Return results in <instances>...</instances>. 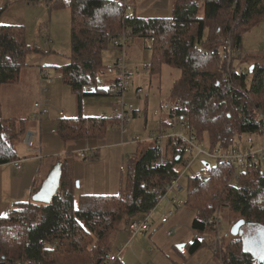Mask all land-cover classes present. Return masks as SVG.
Returning a JSON list of instances; mask_svg holds the SVG:
<instances>
[{
    "label": "trees",
    "instance_id": "trees-1",
    "mask_svg": "<svg viewBox=\"0 0 264 264\" xmlns=\"http://www.w3.org/2000/svg\"><path fill=\"white\" fill-rule=\"evenodd\" d=\"M51 5L66 6L61 0ZM69 6L71 57L61 74L80 106L85 98L109 95L99 86V78L108 70L103 52L110 47L111 37L130 28L133 38L154 39L150 45L151 81L161 74L163 65L181 71L170 93L174 102L170 125L179 122L186 136L201 142L207 136L214 150L230 148L244 134H264V103L256 102L264 94V66L254 63L253 69L250 66L244 74L233 72L229 78H225L223 67L229 48L241 50L243 33L264 19V0H173L171 17L134 19L126 16L117 0H70ZM2 13L0 9V21ZM32 51L22 26L0 22V89L19 83ZM230 108L238 112L234 122ZM10 120L13 126L0 118V165L18 158L17 145L28 130V120ZM118 122L107 116L61 118L57 133L69 146L104 139ZM146 146L139 149L140 157L129 161L126 191L118 195L77 199L70 160L61 162V187L51 204L19 203L0 217V264H109L110 242L119 225L155 208L158 199L151 190L165 189L180 174L177 160L183 153V141L170 138L164 147L155 142ZM162 158L168 161L167 166L161 165ZM233 168L218 161L215 167L205 166L206 175L189 177L186 205L196 211L192 228L199 237L187 248L195 255L210 246L214 256L221 255L222 264H264V259L256 260L250 252L258 242L255 235H231L223 247L222 238V252H215L218 198L239 214V220L247 222L243 229L253 231L254 226L264 231V173L252 166L239 167L238 185H233V176L230 182L226 180V172ZM215 191L213 197L210 193ZM203 235L210 242L212 237L211 245Z\"/></svg>",
    "mask_w": 264,
    "mask_h": 264
},
{
    "label": "rangeland",
    "instance_id": "rangeland-1",
    "mask_svg": "<svg viewBox=\"0 0 264 264\" xmlns=\"http://www.w3.org/2000/svg\"><path fill=\"white\" fill-rule=\"evenodd\" d=\"M55 1L17 0L16 2H11L10 0H0V9L3 12L1 24L22 26L27 44L31 49L35 50L29 52L26 57V67L22 70L24 73L20 83L5 85L0 91V118L5 119V124L8 126H13V121H8V119H34L40 121V117L35 119L37 110L35 111L34 103L42 101L45 104L44 101L46 99L49 101L46 103V106H49V115L56 116V114L60 113V115L70 118L77 113L78 106L80 105L78 98L68 85L64 83L61 74L62 68L69 63L71 57L72 11L69 6L70 0H61L66 6L52 7L51 4ZM147 1L127 0L128 3L136 4L137 11H140L139 9L142 7H146L148 5ZM120 2L123 3L124 0H120ZM156 5L160 8L166 7L165 0H159V3ZM172 5L173 0L166 7L169 10H167L168 14H163L164 17L172 16ZM119 34L111 37L110 42L113 41L111 48L113 52L116 50L119 52V57L125 56L126 66L132 72V85L125 92L123 101L127 107L133 105L135 110V114L132 115V122L128 125V132L125 133V136L129 141L131 138L134 139L138 136L141 141L136 143L132 140L129 146L124 149L113 147L102 148L100 150V162L104 163L106 171H111V194L115 195L126 191V176L130 154L132 153L133 159L140 157V155L137 156L138 148L140 151L145 148L147 143L145 140L153 132L161 129L168 136L174 134L187 135V131L179 122H175L173 125H163V121L168 122L170 120V111L174 103L170 93L174 83L181 77V71L178 68L163 65L161 74L151 81L150 71L143 68L152 64L151 47H144L146 44L151 45L152 42L144 38H133L136 40L132 43V49L124 52L120 47H116V42L119 41ZM108 49L104 50V55H107ZM233 50L235 49L229 48L228 53L233 52ZM240 55L243 56L236 61ZM225 57L227 58V63L223 64V67L226 73L221 70L224 72L225 78H229L236 71L244 74L254 63L264 66V19L243 33L240 53L233 54L232 58H229L227 55H224ZM40 68L48 70L49 76L42 77ZM112 74L117 78V72ZM218 74L220 75V70ZM104 81L105 79L101 78L100 80L99 78V83H103ZM139 87L143 90L141 98L135 93V90ZM107 88L108 86L106 85L105 89ZM249 98L251 99V97ZM142 102L144 103V107H142ZM256 102L263 104L264 94L259 96V99L256 98ZM81 105H83V111L87 115L91 114L96 117H103L104 114L112 116V113L119 114L121 112L117 98L111 94L108 96L85 98ZM64 112L67 115H64ZM230 112L233 116L232 121L234 122L238 117V112L232 108H230ZM261 117L264 118L262 113ZM111 129L112 127L109 130ZM114 130L119 131L118 129ZM197 140L206 152L215 151L210 146L207 136H205L202 142L199 139ZM251 146H253L252 149L254 151L264 150V134H244L240 140L237 138L233 146L222 151L233 148H239L244 151ZM204 163H209L212 167H215L218 160L202 154L192 163L191 169L185 172L183 165L179 161L178 172L182 174L179 184L183 186L184 192L177 198H173L172 208L175 214L170 220H165L163 217L165 210V204L163 203L158 204L154 209L148 231L140 232L133 237L132 232L128 230V223L130 225L134 219L140 222L143 220L144 215L133 217V219L126 218L119 225L117 231L112 236L110 247L116 254H119L122 248L126 252L129 251L128 256L125 254L119 256L121 264L223 263L221 261L222 257H219L221 255L217 254L218 257L214 256L210 246L201 249L195 255H191L187 248V245L192 243L195 237H199V234L192 228L196 218V211L186 205L189 193L188 180L190 176L195 174L201 176L207 174ZM258 169H261L264 173V160L261 161ZM230 172H226V175L229 174L226 176V180L230 182L233 176L234 178L232 177L231 183L238 185V171H235V168H233ZM216 193L217 191L210 194L214 197ZM221 199L222 197L217 199V210H220L219 220L221 221V225L219 233L223 238V247L225 242L231 239V228L239 221L240 217L239 214L232 212L228 208L229 205L227 206L226 201ZM174 201L182 202V206L176 209ZM251 228L253 231H250L248 228L243 229L245 235L247 237L257 236L261 248H264V231H260L259 228L254 226H251ZM215 237L218 238L217 230ZM202 238L208 243L210 242V238L207 235H203ZM212 242L213 239L211 237L210 245ZM220 251L222 252V249L218 247L217 253ZM262 255H264V250L261 249L257 252L256 256L258 259H264Z\"/></svg>",
    "mask_w": 264,
    "mask_h": 264
},
{
    "label": "crops",
    "instance_id": "crops-1",
    "mask_svg": "<svg viewBox=\"0 0 264 264\" xmlns=\"http://www.w3.org/2000/svg\"><path fill=\"white\" fill-rule=\"evenodd\" d=\"M117 1L120 2V0ZM170 2L171 0H165L166 7ZM158 3L159 0H148L147 1L148 5L146 7L140 8L139 9L140 11H137V7L135 3H131V4L135 8V13H137L136 17L139 15L138 17H144V18H161L164 17L163 15L164 13L168 14L167 10L169 9H167L166 7L164 8L158 7V5H156ZM135 40L133 39L129 43L127 47V51L128 49H132L133 47L132 43ZM112 42L113 41L110 42V47L108 49L107 55L103 54V63L107 69L115 65L119 57V52L117 50L114 52L112 51L111 48ZM117 42H116V47H118ZM144 47L145 48L150 47V44L149 45L146 44ZM136 69L138 70V68ZM143 69L145 70V67ZM23 73L24 72L22 71L20 81L22 79ZM101 78L105 79V81L103 83H99L100 88L105 89V86L107 85L108 86L107 90H109V95H110L111 92L110 90H112V88L116 83V76L106 71V73L102 75ZM137 96L140 98L142 97V95H138V94ZM142 105H143L142 107H144L143 102ZM49 114L42 116L40 121H36L34 119H30V120L28 119L27 132L34 133V144L32 148H28L24 144L23 139L18 143L17 145L18 158L16 160L19 161L21 168L18 169L13 161L0 165V217L7 216L9 212L13 208H15L19 203L33 202L32 200L33 196L39 191L42 183L49 176L53 167L57 163L63 162L66 159L70 160L72 177L76 183L77 199H79L83 195H103V196L115 195V194H111L112 192V179L110 175L111 171L110 170L106 171L104 167V163L100 162L101 161L100 150L102 148H113V147L124 149L129 146V143L132 142L133 139L131 138L129 141L126 138L125 134L123 135L121 132L114 130L115 128L113 127L114 129L112 128L111 130H109L104 139L83 140L67 146L63 143V141L60 139L57 133V123L59 119L69 118V117L60 115V113L56 114V116ZM64 115H67L66 112H64ZM113 115L114 113H112V116H107L106 114H104V116L107 117H113ZM79 116L96 117L91 114L87 115L83 111V105L81 106L79 105L76 115L71 116L70 118H75ZM163 122L165 123V121ZM170 122L171 120H169L167 123L170 124ZM83 153L86 154V157L81 156V154ZM96 154L98 155V158L94 159V156ZM138 155H139V148H138L137 156ZM131 159H133L132 153L130 154L129 161ZM78 183H79V187H77ZM133 221H138V220L134 219ZM129 226L130 225L128 223V230L131 232ZM131 239L133 238L131 237ZM113 254H116V252L112 251V255ZM123 254L128 256L129 251L127 252L123 251L122 255ZM121 263L122 262L120 261V258H118V262L116 264H121Z\"/></svg>",
    "mask_w": 264,
    "mask_h": 264
},
{
    "label": "built area",
    "instance_id": "built-area-1",
    "mask_svg": "<svg viewBox=\"0 0 264 264\" xmlns=\"http://www.w3.org/2000/svg\"><path fill=\"white\" fill-rule=\"evenodd\" d=\"M11 2H15L17 0H10ZM122 4V9L124 10L126 16L128 18L134 19L136 18L135 8L131 3H128L127 0H124ZM119 41H118V47L123 49L124 52H127V47L129 43L133 39V32L130 28L125 29L123 32H121L119 35ZM154 39L151 40L153 42ZM240 53L239 49L233 50V52H230L227 54L229 58H232L233 54ZM145 70H150V66H146ZM108 73L112 74L114 72H117V78L116 83L114 87L112 88L110 94L117 98L118 100V106L120 108V113L113 115V118L117 119L119 122L114 127L115 129H118L121 131V133L124 135L128 132V125L132 122V115L135 114V110L133 108V105H129L128 107L123 101L125 92L128 91L132 85V73L126 66V58L125 56H120L115 63L113 67L108 68ZM40 74L42 77H48V70L45 68H40ZM143 92L142 88H138L136 90V93L138 95H141ZM47 100V99H46ZM45 104L42 101L35 103V119L41 117L44 115L49 114V106H46L47 101H44ZM174 110V107L172 106L171 111ZM38 115V116H37ZM37 116V117H36ZM170 138H173L175 141H183L185 146L183 149V153L180 158V162L184 167V172L188 169H191L192 163L202 154L208 155L212 158L217 159L219 162L230 165L235 168V171L239 167H245L248 165H252L255 168H259L261 161L264 160V150L262 151H254L252 148L253 146L249 147L247 150H240L239 148H233L226 151L222 150H215L214 152H206L204 148L201 147V144L198 142V140L193 137H186L181 134H174L171 136L166 135L161 129L151 134L145 141L146 142H155L157 145L164 147V144L166 141ZM24 144L28 148H32L34 144V133L33 132H27L23 138ZM140 138L136 136L133 139V142H140ZM82 157H86V154H81ZM18 169H20L19 161L14 160L13 161ZM161 165L167 166L168 161L164 158L160 160ZM182 174H179V177L175 178L165 189H152L151 193L156 195L158 199V204H165V210H164V219L170 220L175 212L172 208V201L173 198H177L179 195H181L184 192L183 186L179 184V180ZM175 194V196H173ZM173 196V197H172ZM174 205L176 209H179L182 206V202L180 201H174ZM156 208V207H155ZM148 213L144 214V218L142 221H132L130 223V230L132 232V236L134 237L140 232L148 231L149 229V222L152 218V214L154 209ZM220 225L221 221L217 220V226H218V238H216L215 241V247H221L222 237L220 235ZM132 237V238H133ZM218 249H215V252H217ZM124 249L122 248L119 252V254H113L109 258V264H114L119 256L123 253Z\"/></svg>",
    "mask_w": 264,
    "mask_h": 264
},
{
    "label": "water",
    "instance_id": "water-1",
    "mask_svg": "<svg viewBox=\"0 0 264 264\" xmlns=\"http://www.w3.org/2000/svg\"><path fill=\"white\" fill-rule=\"evenodd\" d=\"M253 68L254 66H251V69ZM177 161L179 162L180 158H178ZM204 165L206 166V168H210L209 163H204ZM62 175H63L62 163L59 162L53 167L49 176L42 183L39 191L33 196L32 198L33 202L45 204V205L51 204L60 190ZM77 187H79V183L77 184ZM245 225L248 224L244 219L239 220L232 226L231 234L233 236L243 237L245 235V232L243 230V227ZM261 249L264 250V248H261V244L259 241L254 245V247H250V252L253 253L256 260H259L256 254Z\"/></svg>",
    "mask_w": 264,
    "mask_h": 264
}]
</instances>
